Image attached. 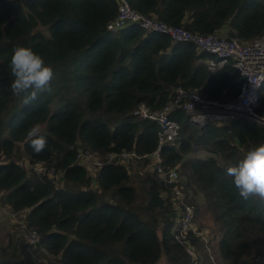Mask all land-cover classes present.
Listing matches in <instances>:
<instances>
[{"label": "trees", "instance_id": "trees-1", "mask_svg": "<svg viewBox=\"0 0 264 264\" xmlns=\"http://www.w3.org/2000/svg\"><path fill=\"white\" fill-rule=\"evenodd\" d=\"M128 1L143 15L194 33L229 27L228 37L243 42L264 35V0ZM117 13V0H0L3 206L15 214L28 211L27 226L41 237L35 255L42 249L54 264L264 261V204L243 200L226 175L228 167L264 144V130L244 119L200 128L183 111L173 115L182 138L164 148L163 158L169 167L180 166L197 223L202 226L204 219L211 238L207 249L192 236L200 253L195 263L173 238L172 203L163 197L167 190L157 175L131 182L124 168L107 165L97 177L98 188H90V178L76 163L78 148L101 157L156 149L159 126L133 116L141 104L161 109L178 87H191L212 101L231 100L241 88L232 63L211 73L206 64L211 57L199 55L191 44L173 45L168 36L135 25L109 32ZM16 47L31 48L54 70L52 91L27 106L9 90L8 64ZM257 111L264 114V87ZM36 124L47 141L39 154L26 136ZM200 151L209 157H192ZM22 155L31 165L63 172L64 187L20 165ZM0 255V264H35L33 256L21 260L16 250L2 247Z\"/></svg>", "mask_w": 264, "mask_h": 264}, {"label": "built area", "instance_id": "built-area-1", "mask_svg": "<svg viewBox=\"0 0 264 264\" xmlns=\"http://www.w3.org/2000/svg\"><path fill=\"white\" fill-rule=\"evenodd\" d=\"M118 13L107 30L113 34L119 33L128 26L135 25L147 33H159L170 38L173 45L191 44L199 55L207 54L211 58L206 61L208 70L217 73L232 63L239 74L241 88L231 100H207L191 87L174 88L169 93L167 104L161 109H151L141 104L133 116L141 121L155 122L159 126L158 144L151 153L140 154L136 149L124 150L120 153H108L101 157L88 149L78 148L76 163L86 171L90 178V188H98L97 177L107 165L120 166L129 175L132 172L139 174L152 173L165 184L163 193L165 199L172 203L175 224L172 229L174 240L186 249V252L195 263L200 253L192 243V236L209 248L210 233L208 229L197 224L196 212L186 191L181 168L169 167L165 164L163 150L167 146H175L181 140V124L173 118L174 113L183 111L190 124L205 128L207 126L231 125L238 119L264 130V114L257 109L261 102V92L264 87V35L252 42H243L230 39L222 31L213 34L194 33L181 26H172L158 20L155 15H143L133 9L128 0H117ZM30 169L39 177L51 180L57 187L64 183L63 172L37 163ZM63 188V187H62ZM6 207L4 214L10 212ZM12 213V212H11ZM28 211L12 213L13 219L21 216L20 225L23 229V239L31 255L36 258L35 250L40 243V234L30 229L26 223ZM254 264H264L256 260Z\"/></svg>", "mask_w": 264, "mask_h": 264}, {"label": "clouds", "instance_id": "clouds-1", "mask_svg": "<svg viewBox=\"0 0 264 264\" xmlns=\"http://www.w3.org/2000/svg\"><path fill=\"white\" fill-rule=\"evenodd\" d=\"M8 68L11 74L9 90L14 96L20 97L25 106L41 94L52 91L54 70L31 48H14ZM26 136L36 154L41 153L47 145L38 124L30 127ZM226 175L232 178L243 200L264 204V144L248 151L236 165L228 167Z\"/></svg>", "mask_w": 264, "mask_h": 264}, {"label": "rangeland", "instance_id": "rangeland-1", "mask_svg": "<svg viewBox=\"0 0 264 264\" xmlns=\"http://www.w3.org/2000/svg\"><path fill=\"white\" fill-rule=\"evenodd\" d=\"M229 27L224 28V31L222 32L225 36H228L229 32ZM192 157L194 158H208L209 155L204 152L200 151L197 154H194ZM20 161V165H22L24 168H29L31 164L26 160V158L22 155ZM31 170V169H30ZM32 171V170H31ZM146 173L139 174L137 172H132L130 175V180L131 182L139 180L140 176L145 175ZM47 179V178H46ZM184 181H186L184 179ZM58 187H64V183H60ZM97 188H95L96 190ZM198 203L203 202V198L200 196L197 198ZM2 198L0 197V254H1V249L4 247L5 251H8L10 249V252L13 250H16L17 253L21 256V260H28L29 255L32 257L30 251L26 249L25 246V241L23 239V229L20 223L22 222L21 216L17 217V220L13 219L12 213L10 212L4 215V211L6 207L3 206L2 204ZM198 224V223H197ZM200 224L204 227V219H201ZM199 225V224H198ZM200 226V225H199ZM200 226L201 228H203ZM204 229H207L204 227ZM211 239V238H210ZM28 251V252H27ZM37 257L35 259V264H54L55 259L52 258L50 255H48L45 251L42 249L36 254ZM213 255V253H212ZM1 256V255H0ZM202 264H207L203 262Z\"/></svg>", "mask_w": 264, "mask_h": 264}, {"label": "crops", "instance_id": "crops-1", "mask_svg": "<svg viewBox=\"0 0 264 264\" xmlns=\"http://www.w3.org/2000/svg\"><path fill=\"white\" fill-rule=\"evenodd\" d=\"M5 215V214H4Z\"/></svg>", "mask_w": 264, "mask_h": 264}]
</instances>
